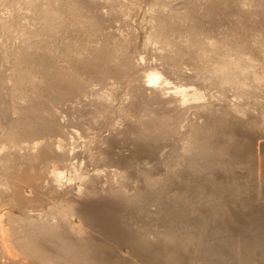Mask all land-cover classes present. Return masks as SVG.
I'll return each mask as SVG.
<instances>
[{
	"label": "bare ground",
	"instance_id": "1",
	"mask_svg": "<svg viewBox=\"0 0 264 264\" xmlns=\"http://www.w3.org/2000/svg\"><path fill=\"white\" fill-rule=\"evenodd\" d=\"M1 1L12 11L9 12L8 17L4 14L7 20H3L5 17L2 16L3 19L0 21L1 28L5 29L3 32L6 31L4 38L8 40L6 42L2 38L0 41V264H264V235L253 233L249 236L251 230L245 232L250 229L246 227L243 230L246 237L241 236L242 231L237 236L234 233L233 236L232 230L227 229L230 233L224 230L225 226L214 224L210 226L193 221L191 212L198 211L196 208L203 204L201 202L198 206V202L193 200H202V196L197 199L187 198L183 203L184 206L181 204L179 207H166L164 205L166 203L160 202L159 209L153 212L150 204L152 200L158 201L159 196L162 199L163 195L158 193L164 188L160 186L162 189L159 188L161 190L155 192V184H160L159 181L156 183V179L154 181L150 178L149 182L146 180L151 184L145 186L146 188L140 187L141 189L139 188L135 194H127L128 188L123 182L114 185L112 190L115 196H112L111 203L116 212L113 214L105 207H97L94 202L84 204L83 201L80 202L81 205L75 207L73 204L75 202L67 201V198L56 200V194L49 193L55 188L63 189V185H69L75 179L83 182L87 176V171L80 165L78 167L80 163L77 164L78 160H74L77 156L79 158V153L68 149L63 141L68 131H64V124L60 122V108L68 102H73L79 111H85L87 121L91 119L97 121L101 114L108 116L112 100L119 92L122 83L128 76H132L134 63L128 54L131 41L123 39L122 36V38L115 36L116 32L112 31L111 34V31H105V25L110 24L112 27L120 16L125 13L127 16L129 10L141 9L144 4L148 5L145 13H148L146 17L147 22H150V31L146 41L149 44H160L156 52L168 75L172 73L188 80L208 79L212 86L216 83L219 85L225 83L226 88H234L239 92L237 95L245 96L253 91L252 88L259 89L260 82L264 83L262 82L264 70H261L262 67L261 71L256 68L259 67L260 60L264 65V0H180L181 5L178 3V6L172 4L175 0L172 2L171 0ZM253 5L261 8L254 9L255 12L251 11L250 7ZM225 16L232 17L237 26L233 24V27L226 31L221 30L224 29L221 27V22ZM28 17L31 19L30 22L26 20ZM206 19L213 22L211 27H205ZM254 20L257 27L260 24L256 22L261 20L262 26L256 27L255 34L252 31L254 35H251ZM72 29L81 34L80 39H75L76 31L74 34ZM99 35H103L100 41H98ZM94 37L97 40L93 41ZM257 55H260V58ZM139 76L133 77L134 81H131L135 85L129 86L127 93L132 96L131 101L135 100L130 102L131 106L139 108L138 111H145L146 115L144 112L143 115L139 112L141 116H145L138 117V114L133 139L138 142L143 140L140 141L141 143L147 142L150 149L165 136L180 128L183 122L180 114L185 109L195 106L200 111L201 108L211 110L210 108L213 107L211 102L203 104L207 93L204 92L205 89L203 91L200 89L201 86L192 87L191 84L194 82L181 83L176 86L177 88L175 87L176 91L170 92V80L161 71L157 69L150 71L145 79ZM239 103H234L233 109L240 111V108H236L244 107ZM70 108L68 112L74 109ZM102 117L98 118L99 122ZM213 118L209 116L211 121ZM77 119L78 122L82 121L80 118ZM203 123L201 125L195 123L194 126L190 124L193 131H188V141L185 140L184 145H186H183V151L186 150L184 152L189 150L194 152L190 157L186 156L188 157L186 160L189 162L190 171L195 175H198L196 172L200 171L198 168L201 166H210L205 161L212 153L230 151L228 144L231 142V134H228L229 137H226L228 139L225 141H220L213 136L216 130L212 128L214 131L210 132V127L207 128L205 126L207 124ZM81 125L83 121L79 126ZM166 149L164 148L161 153H165ZM102 153L100 155L102 162L110 161L102 171L107 172V176L114 173L115 179L117 178L118 182L120 179L122 181L124 179L122 172L126 170L116 165L118 159L113 160L116 157L112 154L116 152L112 153L108 149ZM150 154L152 153L146 155L150 156ZM184 154L183 157L186 155ZM110 159L116 163L111 162ZM132 161L130 167L136 163ZM177 161L179 158L173 156L168 160L165 159L167 164L180 165ZM176 165V169L171 165L175 171L178 169ZM171 166L169 169L172 168ZM122 167L124 168L123 165ZM66 168H74L69 171L70 175L68 172L69 176L65 174ZM174 172L172 173H178V171ZM89 180L91 181H88V184L91 185L93 177ZM65 181L71 183L67 184ZM84 182L86 183L87 180ZM84 182L80 183V187L85 184ZM89 187L91 189L92 185ZM152 188H155L151 191L152 194L155 192L157 197L150 196L146 192ZM201 188L197 184L196 189ZM82 189L84 190L85 187ZM237 190L241 192L240 188H233L231 192L234 194L238 192ZM80 193L83 194L85 191ZM94 193L93 190L92 194ZM207 197L204 200L206 199V203L211 206L210 213L213 219H219L218 216L224 215L232 220L234 216L231 215L232 213L227 214L228 216L224 214L225 206L228 204L224 206L222 199L213 194ZM46 203L49 205L48 214L42 212L43 216H40L38 210ZM105 203L110 204V202ZM134 207L135 211L132 210ZM13 208L19 211L20 216L13 215ZM129 208H132L133 213L135 212V215L131 216L134 220L132 224L126 221L128 219L126 215L130 218V213L122 215L123 211ZM228 209L231 211L232 208ZM229 210L227 213H230ZM76 214L78 216L72 219L71 215L76 216ZM137 215L144 216L145 220L144 217L140 220V216ZM7 216L11 222L9 228L2 225ZM136 220L139 222H135ZM86 224L88 228L84 227ZM261 224H264V220ZM6 230L11 231L9 240L3 238ZM241 247L244 253L240 252Z\"/></svg>",
	"mask_w": 264,
	"mask_h": 264
},
{
	"label": "rangeland",
	"instance_id": "2",
	"mask_svg": "<svg viewBox=\"0 0 264 264\" xmlns=\"http://www.w3.org/2000/svg\"><path fill=\"white\" fill-rule=\"evenodd\" d=\"M172 1L173 0H171V2ZM179 1L180 0H175L172 2V4L173 5L177 4L176 6H178L180 4ZM1 2L3 3V1H1ZM1 2H0V21H2V19H3L2 16H4L6 18V16L7 17L9 16V12L12 11L11 8H10L11 9L10 10L9 8H7L5 6V4H2ZM5 7L7 8V10L5 9ZM146 7H148V5L144 4V6L141 7V9H137V10L135 9L132 11L129 10L130 12H128V15L126 16L125 14H127V13H125L124 15L120 16L118 18V20H116L117 22L115 21L113 23L114 25H112V27L110 26V24L108 25L109 27L107 25H105L106 27L104 26L105 31H111V34H113V32L114 33L116 32L115 33L116 35L114 34L115 36H120V37L122 36L123 39H125V40L128 39L131 41L129 44L130 49H129L128 54L133 59V60L131 59L132 63L135 64V66L133 64L134 69L133 68L132 69L134 71L132 70V73H131L132 76H128V78L122 83V85L119 89V92L116 94V96L112 100L111 108H109V110H111V111H110V113L107 112V114L109 113L108 116L105 117L104 114H101L98 117V118H100L103 116L102 119H100V122L98 121L99 119L96 117L97 121L96 120L92 121V119L90 120L91 122H95V123H87L90 121H87V119H85V116H86L85 115L86 113H84L85 111H83V110L79 111L78 107H76L73 102H68L67 104H64L63 107L60 108L61 109V110H59L60 111L59 112L60 119H61L60 122L62 123V125L64 124L63 125L65 127L64 131L65 132L68 131L66 133V135H67L66 138H63V141L66 144L65 146H67L68 149H70L71 151L73 150L74 152L79 153V158L77 156V158H75L74 160H76V161L78 160L77 164L80 163V164H78V167L80 165V167L82 169L84 168L83 170L87 171L86 175L88 177L85 176L84 181L87 180V182L85 183L83 181L85 184L82 187H80V183H83V182L81 180L79 181V179H77V180L75 179L76 182L74 180H73L74 182H72V183L69 181H67V182L65 181V183H67V184L71 183V184L66 185L64 183L65 185L62 186L63 189L60 187L55 188V189L51 190L49 193L50 194H56V200H58V199L62 200L64 198H67V201H71L72 203L75 202V203H73V204H75L74 205L75 207L81 205L80 202H83V201H84V204H90V203L92 204L94 202L95 203L94 205H96L97 207H100V208L105 207L106 209L109 210V212L111 214H113L116 212L114 205H112V203H111V201L113 200L112 196L114 195V192L112 190L114 185H117L118 183L123 182L125 185H127L128 192H129L127 194H135L139 191L140 187L143 188L145 186L147 187V185L149 186L151 183L148 184L147 181L148 180L150 181L152 179L154 181L157 180L156 183L158 181L160 183V184L157 183V185L155 184V186H156L155 192L156 193H158L157 190L159 188L164 187L162 190L164 192L159 191V193H158V194L161 193L160 195H163L162 199L160 198L161 196H159L157 198L158 201L152 200V202L150 204L151 210H153V212H155L156 210L159 209L160 202L166 203V204L163 203L164 205H166V207H174V206L179 207V205H181V204L183 205V203H185L184 201H186L187 198L194 199L196 197L195 199H197L198 197L199 198L203 197V199H202L203 201L201 199L193 200L195 202L197 201L198 204L201 202L203 203L201 206H200V204L198 205V206H200L198 209L196 208V210H198V211L191 212V217H192L194 222H202V223H206L210 226H212V224L220 225L221 227L225 226V227H223L224 230L227 233H230V231L232 230L231 234L233 233V236H234V233L237 236L240 231H242V232H240L241 236L242 235L245 236L243 233L244 232L243 230H245L246 227L250 228V229L245 230V232L251 230V233L249 236H252L253 233L264 235V234H262L264 232V231L262 232V230H264V227H263L264 224H261V221L264 220V205H263L264 204V93H263L264 92V83L260 82L261 87L258 85V88L260 87L259 89L252 88V90H253L252 92H250L248 95L246 94L245 96L241 95L242 96L241 97V96L237 95V94H239V92L237 90H235L234 88H230V87L226 88L224 85L225 83H223V84L221 83L220 85L216 83V85H218V86L215 85L216 86L215 87L214 85L213 86L210 85L211 81H207L208 79L207 80L199 79L200 80L199 81L198 79L193 78V79L188 80V79H182L181 77H178V75L176 76L175 74H172V73H170L168 75V72L165 71V68H164L163 64L161 63L162 60L159 59L160 57H158L159 56L158 52H156L159 50L160 44L159 45H158V43L157 44L156 43L149 44L146 41L148 31H150V22L149 23L147 22V17H146V16H148V13H145L147 11ZM255 7H257V6H254V5L251 6L250 7L251 11H253L254 9L258 10L259 8H261V6L260 7L258 6L259 8L258 7L255 8ZM3 8L5 11L3 10ZM254 12H255V10H254ZM130 13H131V15H129ZM225 17L223 18L225 20L222 19V22H221L222 25L224 22L223 26L219 22L221 27L224 28L221 30L226 31L227 29L233 27L232 26L233 24H234V26H237L235 21L233 19H231L232 17L231 18L229 17L230 19L228 17H226V18ZM256 17H258L260 19L259 16H256ZM256 17H255V19H256ZM5 18L3 20L8 19V18H6V19ZM207 18H209V17H207ZM226 19H228V20L226 21ZM26 20H29L28 22L31 21L30 17H28ZM231 21L233 23H231ZM259 21L261 22V20H259ZM260 22H258V21L256 22L258 25L260 24L257 27V25H255V20L253 21L252 29L253 28L254 29L251 30V33H250L251 35L255 34L257 28H261L260 26H262V24H261L262 22L261 23ZM204 25H205V27H211L213 25V22L206 19ZM3 30H5V29H3V27L1 28V26H0V41L2 40V38L4 39V41L7 40V38L6 39L4 38V36L6 35V31H4L5 32L4 33ZM252 31L253 32L255 31L254 34ZM72 32L76 33V34L74 33L75 35L73 34L74 36H76L75 37L76 40L80 39L79 37L81 34L79 32H77V30L72 29ZM117 34H119V35H117ZM99 36H97V38L99 37L98 41H100V38L103 39V37H102L103 35L102 36L99 35ZM94 39H96V37L93 38V41H95ZM112 40H113V38H112ZM79 42L77 44L80 46ZM257 53L259 54L258 51H257ZM257 56L260 58V55H257ZM64 63L66 64V62H64ZM259 63H260L259 67H256V68L258 70H260V68L262 67L261 70H264V65L261 62V60L259 61ZM261 63H262V65H261ZM156 69L161 71V73L165 77H167L168 80H170L169 81V87L171 86L170 92H174V90L176 91V88H177L176 86L181 85V83L186 84V83H189L190 81H191V83L194 82V84L193 83L191 84L192 87H197V86L200 87L201 86L202 88H200V89L202 91H203V89L206 90V91L204 90V92L207 93V97L204 99L205 101H203L204 102L203 104H205V103L210 104V102H211V104L213 103L212 104L213 107L210 108L211 110L206 109V110H208V112L206 110H204V108H201L204 111L201 109L199 111L198 110L199 108H197L195 106L190 107V109H185V111L181 112V114H180V117L182 116V119L181 118L180 119H181V121H183V122H181V125H182V123H183V125L182 126L180 125V128H178L177 130L168 134V136H165V138L161 140L162 143L160 141L159 143H157V145H155V147H153V148L151 147V149H150L149 148L150 146H148V144H146L147 142L144 141V143H141L143 140H139V142H138V141H135L133 139L134 138V135H133L134 128H135V125L137 124L136 121L138 119L137 116L139 114L138 117H144L146 115V112L145 111H138V110H140L139 108H134L133 106H131L132 104L130 102H134L135 100L131 101L132 98L130 99V97H132V96L130 94H128L127 91H128V88H130L129 86H131L132 84L135 85V83L132 82V81H134L132 79H134L133 77L135 75L136 76L140 75L139 78L141 77V78L145 79V78H147L146 75L150 71H153ZM144 75H145V77H144ZM262 82H264V81H262ZM222 85H224V86H222ZM210 86H212V87H210ZM96 87H98V86H96ZM99 88H101V86H99ZM102 89H104V88H102ZM207 89H209V90H207ZM223 93H225V95ZM221 97H223V98L221 99ZM127 98H129V99H127ZM238 100L241 103H239ZM236 102L241 104L242 107L244 106L243 107L244 109L241 107L236 108V109L240 108L239 109L240 111L233 109V106H234L233 104ZM70 103L73 105L72 107H71ZM68 107L69 108L71 107L70 109H72V108H74V109H72V110H70V112H68V109H69ZM66 108H68V109H66ZM245 111L247 113H245ZM139 112L142 115L145 113V115L141 116V114ZM142 112H144V113H142ZM77 114L79 115V117ZM83 114H84V118H82ZM210 115H211V119L213 117L215 118V119L213 118L214 121L213 120L211 121L209 119ZM206 117L210 120V122H209V120H207ZM222 117H223V119H222ZM67 118L70 120H68ZM77 118L82 119L83 125L79 126L80 123L82 124V121L79 119L80 121L78 122ZM96 118H94V119H96ZM204 118H206V119H204ZM67 120H68V122H66ZM206 120L208 123L206 122ZM133 121H134V123H133ZM201 122L202 123L206 122L203 124L204 125L207 124V125H205L207 128L210 127V132H213L214 130H216V131H214L215 134L213 135V133H212V135L215 136L220 141H225V139H228L226 137H229L228 134L229 135L231 134V136H232L231 142H230V144H228V146H229V150L233 154L230 151H228L227 153L221 152L223 154V156L221 157L220 151L215 152V154L218 153L216 155L212 153V155L209 156L211 158L207 157L206 159L208 161L207 160L205 161V163L206 162L209 163L210 166L209 165H206L207 167L205 165L201 166V168H198V170H200L201 172L198 171V172H196V174L198 173V175H195L192 171H190V169H189L190 167L188 166L189 162H188V160H186L194 152L192 153L191 150H189L188 152H184L186 150L183 151V148L186 145V144L184 145L185 140L188 141L187 140L188 131L189 130L193 131V127L190 124H193V126L195 123L196 124L198 123L197 125H201L202 124ZM199 123H201V124H199ZM89 124H90V126H89ZM132 124L134 125V127ZM74 125H75V127H74ZM84 125H86V127ZM87 125H88V127H87ZM130 127L133 129H131ZM189 127H190V129H189ZM191 127H192V129H191ZM215 127L219 128L220 130L218 131V129H216ZM86 128H88V130ZM120 128H122V129H120ZM68 129H70V130H68ZM185 129H186V131H185ZM91 130L92 131L94 130V131L92 132ZM178 134H180V135H178ZM70 138H71V141H70ZM169 140L170 141L172 140V141L170 142ZM90 141L93 143L91 144ZM67 143H68V145H67ZM161 145H163V146H161ZM90 146H92L94 149L91 148ZM160 146H161L162 150L160 149ZM164 148L165 149L167 148V149H166V152L162 154L161 152L164 150ZM83 149H85V150H83ZM104 149L105 150L110 149L112 153L116 152L115 154H112V155H113V157H116L113 160L116 161L118 159L117 163L111 159L110 160H111V162L116 163L117 166L119 165L120 167L119 166L118 167L120 169L126 170V171L122 172L123 173L122 176L124 178L122 181L120 179L118 182L117 181L118 179L117 178L115 179L114 173L110 174V176H107V172L102 171L103 168L107 167L108 164L110 163L109 160H108L109 162L107 160H105V161L103 160L105 163L102 162L100 155L103 154L102 152L105 151ZM148 149H150V150H148ZM153 149H156V150H153ZM141 150H142L143 154H142ZM147 150H148V152L151 151V152H149V153H152V154H150V156L146 155V154H149L148 152H145ZM153 151H155V152H153ZM86 152H87V155H86ZM118 153L120 156L118 155ZM158 153H160V154H158ZM183 153L186 154V155L184 154L185 158L183 157ZM158 155H160L161 157L159 156L160 157L159 158ZM172 156L174 158H177V159L179 158V161H177V162H178V164L180 163V165H176V163L175 164H173V163L167 164V162H165V159L168 160V158L172 157ZM186 156H188V157H186ZM120 157H122V158H120ZM147 157H148V159H147ZM149 157H152V158H149ZM181 158H183V159H181ZM119 159H121L122 162ZM129 159H131V160H129ZM132 160H134V161H132ZM96 161L98 164L96 163ZM123 161H125V162L123 163ZM130 161H132V163H135V162L136 163L131 165V167H130V164H131ZM127 162H129V164H127ZM125 164H126L127 168L125 167ZM113 165H115V164H113ZM122 165L124 166V168L122 167ZM128 165H129V167H128ZM171 165L172 166L174 165L173 166L174 168L176 165V167H178V169L175 171L176 168L173 169V167ZM83 166H85V167H83ZM167 166H169V167H167ZM170 166L172 167L171 169H169ZM113 167H115V166H113ZM129 168H131V169H129ZM72 169H74V168H72ZM72 169L66 168L65 174L68 175V172ZM166 169H167V174H166ZM66 170H68V171L66 172ZM144 170L146 172H143ZM170 170H172V172L178 171V173L179 172L180 173L176 174L174 172L175 174H173ZM169 171L171 173H169ZM70 172H69V175H70ZM95 172H97V173H95ZM128 173H130L131 175ZM92 177H93V180H92L93 183L92 182L90 183L92 185V187L90 189L89 186H91V185L88 184L89 183L88 181H91L89 179ZM131 179H133V181ZM195 180H197V182ZM154 181H152V182H154ZM128 182H130V183H128ZM192 182H193V184H192ZM86 184H87V186H86ZM197 184L202 187L200 190L196 189ZM164 185H166V186H164ZM244 186H248V187H244ZM84 187H85V189L83 190L82 188H84ZM86 187L88 190L86 189ZM194 187H195V189H194ZM233 188L234 189H238V188L241 189V192L237 190L238 192L234 193V194H239V195L235 196L233 194V192H231V190H233ZM154 189L152 188L151 190H149V192H148V190L146 192L149 193L150 196L151 195L155 196L156 193L153 192V194H152V192H151ZM161 189H159V190H161ZM89 190H91V191L89 192ZM93 190L95 192L94 194H92ZM80 191L81 192L85 191L86 194L85 193L82 194V193H80ZM87 192H89V193L87 194ZM89 194H90V196H89ZM206 194H207V196L210 194L211 195L213 194V196L220 198V200L222 199L221 202L223 204L225 203L224 206L228 204L227 206H225L224 211L225 210L226 211L224 212V214H225V216H228L229 214L232 213L231 215H234V216H232V220L230 217H229L230 219H228V217H224V215L218 216L219 219H217L216 217H215L216 219H213L212 218L213 216H211L212 214L210 213V211H211L210 207L211 206L208 203H206V201H207L206 199L208 198L207 196H205ZM230 194H233V195L231 196ZM155 197H157V196H155ZM204 198H206V199L204 200ZM77 199H79V200H77ZM96 202L99 204H97ZM104 202H108V204L110 202V204L106 205V203L104 204ZM249 204L252 206H250ZM105 205L108 207H106ZM152 205H154V206L152 207ZM196 205H197V203H196ZM6 206L9 207L8 205H6ZM42 206L43 207H40V210H38V213L40 216H43L44 212H46L45 214H48L47 213V210L49 207L48 203H46L45 205L43 204ZM229 207H230V209L232 208L231 211L228 209ZM255 208H257V209H255ZM129 209L123 211L122 215H125L126 213L127 214L130 213L129 214L130 218L128 215H126L128 218L126 221L132 224V223H134V220L131 219V216L135 215L134 214L135 212L133 213L132 210L135 211V207L133 209L131 208L132 210L130 209L131 212H129L130 211ZM245 209H247V210H245ZM248 209H250V210H248ZM252 209H253V211H252ZM227 210H229L230 213H227L228 212ZM12 211L14 213L13 215L16 214V216H20L19 211L17 209L13 208ZM235 211H236V213H235ZM42 212H43V214H41ZM260 212H262V213H260ZM258 213H259V215H258ZM74 215H71L72 219H75L78 216L77 214H76V216H74ZM137 216H140V220H141V218L143 219V217H144L141 215H137ZM248 216L250 217V219H248L249 218ZM8 218H9L8 216L5 217L3 222H2V225L6 228H9V225L11 223ZM144 220H145V217H144ZM213 220H215V221H213ZM20 221L23 222V220H20ZM137 221L139 222V220H136L135 222H137ZM256 221L258 222V224ZM220 223H222V224H220ZM232 225H234V227ZM249 226H251V227H249ZM84 227L88 228V225L86 224V225H84ZM227 229H229L230 231ZM253 229H254V231H253ZM256 229H258V230H256ZM3 238L5 240H9L11 238V231L10 230L4 231ZM7 243L10 244V242H8V241H7ZM241 249L242 250L240 252L243 251V253H244L245 252L244 249L242 247H241ZM25 261H28V260L25 259Z\"/></svg>",
	"mask_w": 264,
	"mask_h": 264
}]
</instances>
